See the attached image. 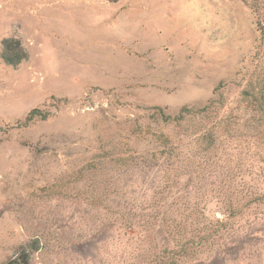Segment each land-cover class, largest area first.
<instances>
[{"label": "rangeland", "instance_id": "1", "mask_svg": "<svg viewBox=\"0 0 264 264\" xmlns=\"http://www.w3.org/2000/svg\"><path fill=\"white\" fill-rule=\"evenodd\" d=\"M263 8L0 0V264H264Z\"/></svg>", "mask_w": 264, "mask_h": 264}, {"label": "trees", "instance_id": "2", "mask_svg": "<svg viewBox=\"0 0 264 264\" xmlns=\"http://www.w3.org/2000/svg\"><path fill=\"white\" fill-rule=\"evenodd\" d=\"M112 3H116L118 0H109ZM258 30L260 31V37L262 40V43H264V8L261 10V18L259 19L258 23ZM15 45V48L13 47ZM1 58L2 60L8 64V65H17L23 57H20V49L19 44L15 40H3L1 43ZM256 88L252 86V89H242L240 95L241 99L247 101L248 104L251 105L253 110V117L258 118V132L261 136V139L257 141L258 143L254 144L258 150L264 151V79L260 81V83H255ZM207 109V106L200 109L198 112L205 111ZM187 113H191V111L182 109L178 116L170 119L172 122L178 121L181 122L185 120ZM33 114H35L34 111L30 112L28 117L26 118L27 121L31 120ZM170 117H168L169 119ZM263 120V125L260 124V121ZM260 176L264 177V173H260ZM258 198V199H257ZM256 200H263L264 201V192L261 194H258L256 197H254ZM216 256V254H214ZM25 264H27V259L25 260Z\"/></svg>", "mask_w": 264, "mask_h": 264}]
</instances>
